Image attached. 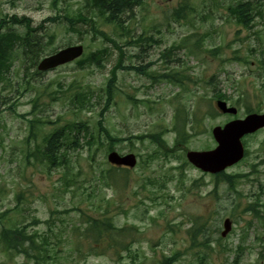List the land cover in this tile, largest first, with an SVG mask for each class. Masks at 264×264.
Instances as JSON below:
<instances>
[{"label":"rangeland","instance_id":"obj_1","mask_svg":"<svg viewBox=\"0 0 264 264\" xmlns=\"http://www.w3.org/2000/svg\"><path fill=\"white\" fill-rule=\"evenodd\" d=\"M237 1L146 0L121 17L123 31L96 16L91 0H0V21L25 16L38 27L48 18L57 19L45 24L44 36L41 32L43 37L54 35V44L41 59L80 44L87 53L110 49L103 69H82L74 62L35 78L34 70L27 72L25 61L16 56L1 93L0 100L8 105L0 104V217L13 215L30 233L48 235L59 244L56 261L44 264H162L175 255V264H264V245L258 241L264 236V130L243 138L245 158L223 173L245 175L235 182V190L187 159L189 151L214 150L213 129L244 119L246 105L264 113V0H249L255 2L251 15L258 13L249 27L229 11ZM177 9H184L179 19ZM82 15L117 43L125 53L123 66L132 68L118 70L117 93L107 112L106 87L120 51L95 35ZM164 74L189 80L173 84L159 79ZM83 92L92 99L90 106L75 101ZM219 94L237 108L236 116L217 110ZM240 96L243 102L235 103ZM11 106L14 110H7ZM179 111L183 115L177 119ZM185 116L192 136L167 157L150 155L156 146L136 138L168 130L164 137L173 148L175 122ZM35 117L44 127L32 133ZM100 123L124 141L111 146ZM73 125L83 126L78 137L86 128L89 136L79 146L65 145L58 161L51 162L42 152L44 140ZM89 139L92 149L86 144ZM110 149L137 155L139 164L110 176ZM86 216L110 221L128 233L117 240H110L109 233L87 237ZM226 219L233 221V229L222 238ZM195 223L204 224L205 233L193 241L190 229ZM94 243L103 248L98 254L89 250ZM16 262L28 264L19 258ZM16 262L6 263L0 252V264Z\"/></svg>","mask_w":264,"mask_h":264},{"label":"trees","instance_id":"obj_2","mask_svg":"<svg viewBox=\"0 0 264 264\" xmlns=\"http://www.w3.org/2000/svg\"><path fill=\"white\" fill-rule=\"evenodd\" d=\"M146 0H91L92 11L96 16L103 19L105 23L111 25H117L122 28L124 31L125 28L123 26V20L121 17L127 12H133L136 7L142 6ZM255 2L249 0H239L234 5H231L229 11L235 18L236 22L249 27L251 22L256 18V15H251L253 12ZM184 9L180 10L177 9L175 16L179 19L180 13L183 12ZM81 21L85 22L87 25L90 26L93 33L97 36H100L104 39L105 42L111 43L113 47L120 51L119 60L117 65L114 67L112 71V77L108 80L106 92L107 97L106 103L104 107V111H108L111 106L113 105L117 90H116V81H117V73L120 69L130 70L132 68H126L123 66V60L125 53L121 50V48L117 45V43L105 32L99 30L95 25L90 24L89 20H84L83 15L81 16ZM65 19L73 25L72 18L65 16ZM57 19L48 18L46 21L42 22L38 27L33 26L32 19L28 17H19L17 15L8 18L2 19L0 21V97L1 93L6 90V84L10 81L11 70L14 64V60L17 58H22L25 61V70L27 72H31L34 78L43 76L44 73H40L37 70V66L42 58V55L47 50L48 46L54 44V35H46L44 36L45 31V24L47 22H55ZM21 27L24 29V32H19L18 30L14 29V27ZM8 27V31L6 28ZM70 29H73L71 26ZM43 31V36H41V32ZM46 38L47 43L44 41ZM143 41V38H140V42ZM110 55V49L106 48L105 50H100L97 52H85L84 56L76 61V64L84 69L87 66L95 65L99 69L104 68V62L107 60L108 56ZM141 74H146L147 71L139 69ZM160 80H166L173 84L184 85V80L188 79L184 75L180 74H164L159 76ZM228 97L223 94H219L217 99L226 101ZM89 97L87 98L86 93H78L75 96V101L85 103L87 101V105L90 106ZM239 101L235 103H239L240 101L243 102L242 97L240 96ZM1 106H7L8 101H1ZM247 113L251 114L254 111L248 105L245 106ZM7 110L13 111L14 107H7ZM36 111V108H35ZM183 115L182 111H179L177 114V119ZM210 115H213V109L210 111ZM186 116L183 117L181 123L176 120V124L174 126L173 131L177 134V140L173 148H169L168 143L165 140V134L168 132H156V133H149L144 134L136 137L138 140L142 141L143 143L146 140H149L151 144L156 146V150L153 154L150 155H159L164 154L165 157L174 153L176 147L181 146V144L185 143V140L190 138V135L186 131V123L185 119ZM194 118H197V115H194ZM201 122L200 119L197 118V125ZM31 125V132L34 133L36 129L42 130L44 127L43 121L35 117L30 121ZM82 125H73L67 126L63 130H55L51 132L46 139L44 140L45 145L42 147V152H45V155L49 158V160L55 163L57 160V154L60 149H63L66 146L72 148L74 145L79 146L81 138L83 140L89 136L88 131L89 129L86 128L85 133L82 134L81 137H78L79 134L82 133ZM100 129L106 132V140L113 146L114 143L122 142L123 139L113 137L108 130H106L102 123H100ZM135 138V137H130ZM86 144L91 148V140L89 139L86 141ZM114 151L113 149L109 150V153ZM264 164V161L262 162ZM121 168L111 167L108 171L110 176L115 175ZM126 170V169H123ZM245 175H238V176H228L226 174H221L218 177L219 182H224L230 184L232 187H229L231 190H235L236 187L235 182L245 178ZM19 209V208H18ZM16 209V210H18ZM87 221L83 224L86 226L85 235L88 237L92 234H96V237H101V235L108 234L110 240H117V237H122L123 233H128L127 229H116L115 226L109 221L104 222L101 220H97L94 218L87 217ZM0 224H1V231H0V252L4 255L6 263L16 262V259H22L24 263L30 264H44L45 261H52L54 263L58 258V246L59 244H54L51 241V238L48 235L41 236L38 233H30L28 231V226L20 225L13 221V215H2L0 217ZM204 224L199 225L195 223L192 228L190 229L191 238L193 241L196 240V236L203 235L205 232L202 230ZM76 231H80L79 228H75ZM222 240V239H221ZM99 239L96 240L98 243ZM259 242H262L264 245V236L258 239ZM90 244L89 250L92 253L98 254L103 249L99 244ZM110 249V248H108ZM103 254V253H102ZM243 251L238 252L236 256V262L240 256H242ZM264 256V252L261 253ZM178 260V256L167 257L164 259L162 264H175ZM17 264V262L15 263ZM200 264H203L202 261Z\"/></svg>","mask_w":264,"mask_h":264},{"label":"water","instance_id":"obj_3","mask_svg":"<svg viewBox=\"0 0 264 264\" xmlns=\"http://www.w3.org/2000/svg\"><path fill=\"white\" fill-rule=\"evenodd\" d=\"M83 54V45L67 47L41 60L37 69L39 72H49L73 63L80 59ZM216 108L224 115L236 116L238 114L237 108L229 106L225 101H217ZM263 128L264 114H251L245 119L233 120L224 127H215L212 133L218 146L211 151H190L187 153V159L194 167L205 173L216 175L225 172L228 168L243 160L245 148L242 139ZM108 162L116 167L134 169L137 166L138 159L134 154L121 156L117 152H112L108 155ZM231 230L232 221L227 219L224 222L222 237H227Z\"/></svg>","mask_w":264,"mask_h":264}]
</instances>
